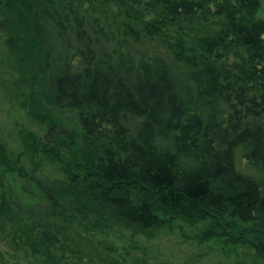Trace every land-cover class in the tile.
<instances>
[{
  "label": "trees",
  "instance_id": "1",
  "mask_svg": "<svg viewBox=\"0 0 264 264\" xmlns=\"http://www.w3.org/2000/svg\"><path fill=\"white\" fill-rule=\"evenodd\" d=\"M33 1L39 2L0 0V11L11 8L14 16L5 24L8 45L31 70L37 39L25 10ZM262 1L158 0L173 17L218 18L221 29L209 36V48H242L246 54L235 71L208 61L196 64L189 75L195 89L182 88L163 62L126 64L123 58H92L80 72L53 75L49 101L76 111L82 137L103 143L81 173L52 185L40 183L37 202L51 209L57 202L54 213L63 218L70 209L89 223L148 236L179 221L202 224L207 238L217 229L222 232L217 236L229 237L226 231L235 224L264 226V19L252 16ZM151 3L155 6V0ZM194 93L208 110L205 117L189 108ZM128 117L139 119L134 133ZM165 139L169 144L163 146ZM237 150L259 178L237 169ZM0 159L5 161L1 149Z\"/></svg>",
  "mask_w": 264,
  "mask_h": 264
},
{
  "label": "rangeland",
  "instance_id": "2",
  "mask_svg": "<svg viewBox=\"0 0 264 264\" xmlns=\"http://www.w3.org/2000/svg\"><path fill=\"white\" fill-rule=\"evenodd\" d=\"M151 2L33 1L25 10L37 39L32 70L28 61H20L11 51L7 42L11 33L5 24L13 19V11L1 9L0 149L5 161H0V264H264V226L241 229L235 224L226 231L229 237L217 236L222 233L217 229L207 238L202 236V224L179 221L148 236L89 223L70 209L63 218L54 213L57 202L51 209L36 200L40 183L52 185L81 173L103 143L82 137L76 111L49 101L53 75L80 72L92 58L95 62L123 58L126 64L163 62L182 88L195 89L189 75L196 64L208 61L235 71L246 57L242 48L238 52L209 48V36L221 29L218 18L203 13L173 17L158 0L155 6ZM252 16L264 19V0ZM195 96L191 94L189 108L205 117L208 110ZM57 118L63 125L56 124ZM126 124L134 133L139 119L128 117ZM32 144L37 148L34 152ZM235 163L242 173L260 177L239 150Z\"/></svg>",
  "mask_w": 264,
  "mask_h": 264
}]
</instances>
